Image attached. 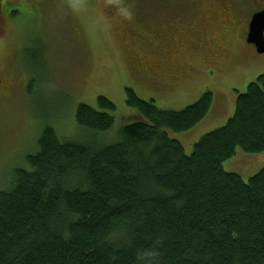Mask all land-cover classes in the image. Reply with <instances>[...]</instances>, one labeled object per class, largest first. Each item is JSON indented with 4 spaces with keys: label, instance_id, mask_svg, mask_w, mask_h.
I'll list each match as a JSON object with an SVG mask.
<instances>
[{
    "label": "trees",
    "instance_id": "trees-1",
    "mask_svg": "<svg viewBox=\"0 0 264 264\" xmlns=\"http://www.w3.org/2000/svg\"><path fill=\"white\" fill-rule=\"evenodd\" d=\"M213 101L207 91L163 111L125 89L145 122L102 148L43 128L28 168L0 191V264H264V167L247 181L222 169L237 149L264 152V74L186 153L164 130H192ZM97 102L102 112L79 104L75 122L102 133L115 107Z\"/></svg>",
    "mask_w": 264,
    "mask_h": 264
},
{
    "label": "rangeland",
    "instance_id": "rangeland-1",
    "mask_svg": "<svg viewBox=\"0 0 264 264\" xmlns=\"http://www.w3.org/2000/svg\"><path fill=\"white\" fill-rule=\"evenodd\" d=\"M131 1L120 0L126 4ZM105 3L0 0V191L11 188L17 170L28 168L26 158L36 153L37 138L45 127L52 128L60 139L102 148L115 144L124 127L145 122L126 106L125 89L133 90L143 101H154L160 110L174 112L211 92L214 101L210 115L196 127L182 133L164 130L187 150L205 134L223 127L234 114L237 95L264 74V54L251 53L245 41V29L252 16L264 9V0L243 3L234 18L239 32L224 60L218 57L221 63L209 54L193 57L191 68L180 74L193 77L189 78L192 81L159 78L168 70L153 75L137 69L132 75L128 65L131 57L125 55L120 35L100 15ZM125 8L138 25L147 24L149 13L161 9L137 2ZM195 68L199 69L193 71ZM98 97L107 98L115 107L108 113L114 125L102 133L85 130L75 122L79 104L102 112ZM263 167L264 152L250 154L240 149L222 164L224 172L237 173L243 181Z\"/></svg>",
    "mask_w": 264,
    "mask_h": 264
},
{
    "label": "flooded vegetation",
    "instance_id": "flooded-vegetation-1",
    "mask_svg": "<svg viewBox=\"0 0 264 264\" xmlns=\"http://www.w3.org/2000/svg\"><path fill=\"white\" fill-rule=\"evenodd\" d=\"M246 1L255 4L263 2L132 0L126 4L120 0H106L99 11L103 21L120 35L122 49L128 58L131 57L128 65L132 75H136L137 69L153 75H157L159 70H168L166 75L159 78L173 80L183 77L190 80L193 77L186 78V74H180L191 68L194 56L209 54L213 60H218V57L224 60L229 53L231 41L239 32L234 18L239 15ZM134 2L146 7L160 6L161 9L155 8V12L149 13L145 19L147 24L138 25L125 8ZM247 34L248 26L245 29V41ZM73 40L76 42L78 38L74 35ZM248 46L251 47L248 48L251 53L257 52L253 45Z\"/></svg>",
    "mask_w": 264,
    "mask_h": 264
},
{
    "label": "water",
    "instance_id": "water-1",
    "mask_svg": "<svg viewBox=\"0 0 264 264\" xmlns=\"http://www.w3.org/2000/svg\"><path fill=\"white\" fill-rule=\"evenodd\" d=\"M246 41L258 54H264V10L252 16Z\"/></svg>",
    "mask_w": 264,
    "mask_h": 264
},
{
    "label": "crops",
    "instance_id": "crops-1",
    "mask_svg": "<svg viewBox=\"0 0 264 264\" xmlns=\"http://www.w3.org/2000/svg\"><path fill=\"white\" fill-rule=\"evenodd\" d=\"M208 115H210V113H209ZM192 145H193V144H192ZM192 145L188 146V147H187V150H185V148H184V150H185L186 153H190V152H191ZM183 147H184V146H183Z\"/></svg>",
    "mask_w": 264,
    "mask_h": 264
}]
</instances>
